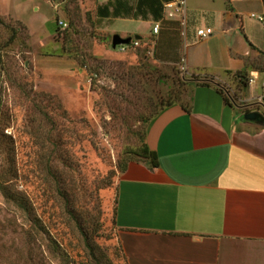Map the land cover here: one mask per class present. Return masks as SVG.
Listing matches in <instances>:
<instances>
[{"label":"rangeland","instance_id":"1","mask_svg":"<svg viewBox=\"0 0 264 264\" xmlns=\"http://www.w3.org/2000/svg\"><path fill=\"white\" fill-rule=\"evenodd\" d=\"M92 9L0 0V264H128L115 224L122 173L149 160L142 149L161 109L216 82L142 47L113 50ZM137 26L132 40L150 35Z\"/></svg>","mask_w":264,"mask_h":264},{"label":"crops","instance_id":"2","mask_svg":"<svg viewBox=\"0 0 264 264\" xmlns=\"http://www.w3.org/2000/svg\"><path fill=\"white\" fill-rule=\"evenodd\" d=\"M85 1L111 33L124 23L123 38L147 24L150 35L136 37L156 61L216 79L153 118L147 144L158 166L132 162L118 182L127 263L264 264V122L241 111L264 110V24L252 18L264 17V0H187L184 26L167 17L174 0ZM204 28L213 36L200 38Z\"/></svg>","mask_w":264,"mask_h":264},{"label":"built area","instance_id":"3","mask_svg":"<svg viewBox=\"0 0 264 264\" xmlns=\"http://www.w3.org/2000/svg\"><path fill=\"white\" fill-rule=\"evenodd\" d=\"M186 4H187V0H174L170 3H167L165 5V9L168 10L167 17L169 19H175L178 17L179 20L181 21L182 25L184 26L185 25ZM252 18L258 20L261 23H264V17H262V16L253 15ZM58 25L64 29H66L68 27V23L65 22L64 20H60L58 22ZM159 28H160L159 25H156L154 27L153 30H154L155 34H157L159 32ZM213 34H214V30L212 28H204V29L199 30L197 33V35L203 39H207V38L213 36ZM140 45H141V41L138 39H134V40H132L131 45H121V46H118L117 49L121 52H126L129 49V46H131L133 48H137V47H140ZM256 78L257 77L254 74H252V76L249 79V83L250 84L254 83V80ZM261 102L264 103V96H263Z\"/></svg>","mask_w":264,"mask_h":264},{"label":"water","instance_id":"4","mask_svg":"<svg viewBox=\"0 0 264 264\" xmlns=\"http://www.w3.org/2000/svg\"><path fill=\"white\" fill-rule=\"evenodd\" d=\"M138 39V37H136ZM131 38H123L120 35H114L112 37V49L116 50L118 46L129 45L131 43ZM244 120L253 122H264V115L260 111H251L244 114Z\"/></svg>","mask_w":264,"mask_h":264},{"label":"trees","instance_id":"5","mask_svg":"<svg viewBox=\"0 0 264 264\" xmlns=\"http://www.w3.org/2000/svg\"><path fill=\"white\" fill-rule=\"evenodd\" d=\"M105 8H107V7H105ZM99 10V14H98V16H101V18H103L102 17V13H101V11H102V8H99L98 9ZM101 13V14H100ZM131 42H132V40H131ZM142 43H143V41H141V45H142ZM129 45H131V43L129 44ZM141 45H140V47H141ZM131 48H133V47H131V46H129V49H131ZM137 48H139V47H137ZM137 48H135V49H137ZM128 49V50H129ZM147 51V50H146ZM202 84H206V83H202ZM226 101L228 102V100L226 99ZM172 104H170V105H167L166 107H168V106H171ZM184 107V106H183ZM165 108V107H164ZM162 110V109H161ZM160 110V111H161ZM142 153H143V155L145 156V157H148V161H146L145 163H147V164H149V166L150 167H157L158 166V156H157V153L155 152V151H153V150H151L147 145H145V146H143V149H142ZM129 166V165H128ZM127 166V167H128ZM127 167L124 169V171H123V173L122 174H124L125 172H126V170H127ZM116 224V223H115Z\"/></svg>","mask_w":264,"mask_h":264}]
</instances>
